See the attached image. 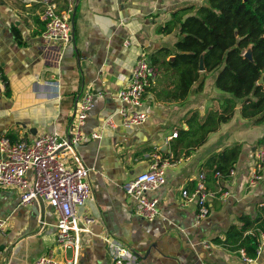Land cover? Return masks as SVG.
I'll return each instance as SVG.
<instances>
[{"label": "crops", "instance_id": "1", "mask_svg": "<svg viewBox=\"0 0 264 264\" xmlns=\"http://www.w3.org/2000/svg\"><path fill=\"white\" fill-rule=\"evenodd\" d=\"M47 2L59 10L74 9L73 40L65 47L43 37ZM203 2L0 0V134L12 142H33L42 132L65 135L81 96L95 93L83 128L85 139L77 145L91 168L92 188L85 204L77 207L79 225L89 228L81 234L79 264H111L105 235L132 250L130 264H264V250L247 262L238 251L213 241L238 222L237 214L250 210L262 197L264 179L255 186H249L248 180L256 157L249 150L264 134V124L244 118L238 123L237 107L230 121L221 123L194 148L173 136L188 128L190 112L198 110L204 117L220 109L226 94L215 87L216 74L203 73L185 101L167 99L164 91L171 86L157 74L143 98L149 114L146 122L126 127L118 112L121 76L132 72L140 55L148 57L162 46L173 47L178 38V31L158 33L157 25L168 21L174 9ZM17 30L22 45L16 40ZM94 131L100 137H93ZM235 143H242L243 154L222 185L228 194L211 199L210 214L197 223V206L184 204L182 189L192 190L206 159ZM154 162L167 164L166 183L148 193L159 198L160 212L148 221L135 213V200L123 184ZM34 175L33 169L32 179ZM0 219L5 220L0 264H33L49 251L72 258L71 248L56 246L58 214L48 203L44 208L39 202L24 205L19 188L0 187Z\"/></svg>", "mask_w": 264, "mask_h": 264}, {"label": "trees", "instance_id": "2", "mask_svg": "<svg viewBox=\"0 0 264 264\" xmlns=\"http://www.w3.org/2000/svg\"><path fill=\"white\" fill-rule=\"evenodd\" d=\"M156 31H178L173 47L162 46L148 56L157 74L171 86L164 91L167 99L185 101L203 73L216 74L215 87L226 94L220 109L210 110L204 117L198 110L190 112L188 128L179 130L178 142L188 148L204 143L221 123L234 117L237 107L244 119L264 124V83H258L264 77V0H204L201 4H187L174 9L171 18L157 25ZM15 35L22 45L20 31ZM248 48L253 59L244 55ZM201 58L205 72L200 70ZM203 84L204 80L200 88ZM255 144L264 151V134ZM252 147L249 153L256 156ZM242 154V143H235L209 156L201 170L207 188L217 190L224 185ZM236 219L238 222L231 223L223 237L217 236L213 241L239 253L244 249L249 257L257 258L259 238L264 234V192L250 210L241 211Z\"/></svg>", "mask_w": 264, "mask_h": 264}, {"label": "built area", "instance_id": "3", "mask_svg": "<svg viewBox=\"0 0 264 264\" xmlns=\"http://www.w3.org/2000/svg\"><path fill=\"white\" fill-rule=\"evenodd\" d=\"M73 8L59 10L53 2H47L43 11L46 28L43 37L57 39L65 47L73 40ZM129 41L125 44L129 45ZM157 75L156 68L147 55H140L129 75H122V87L118 91L121 102L119 113L123 125L131 127L147 121L149 114L144 110V95ZM95 93L85 92L77 103L65 135L42 132L33 142H12L10 137L0 134V187L16 186L21 190V203L24 205L39 202L38 195L51 205L58 214L56 246L60 250L71 248L70 259L58 257L49 251L40 255L33 264H79L81 234L89 231L79 225L77 207L85 204L91 194L90 167L83 161L78 143L85 139L84 126L94 107ZM111 122V120H110ZM175 132L173 136H177ZM93 137H100L97 132ZM257 157L264 159V151ZM166 163L154 162L148 170L141 171L134 178L124 182L123 189L135 200V213L151 221L159 215V198L148 193L166 183ZM29 169L35 170L32 181L26 176ZM262 168L252 173L249 186L257 185L263 179ZM234 171H231L233 174ZM219 175V174H218ZM228 193L222 188L208 189L205 175L201 174L196 186L191 190L182 189L184 204L195 203L197 206L196 222L201 223L210 214L209 201L224 197ZM40 203V202H39ZM87 221H89L87 219ZM5 220L0 219V231ZM111 254V264H130L132 250L121 240L103 236ZM264 250V234L259 238L257 257ZM242 258L247 262L255 259L241 249Z\"/></svg>", "mask_w": 264, "mask_h": 264}, {"label": "rangeland", "instance_id": "4", "mask_svg": "<svg viewBox=\"0 0 264 264\" xmlns=\"http://www.w3.org/2000/svg\"><path fill=\"white\" fill-rule=\"evenodd\" d=\"M49 41H52V42H59L60 40H57V39H53V40H49ZM61 42V41H60ZM240 114V111H239V109H238V114H237V118H238V123H243V121L240 119V118H243L242 116H241V114ZM249 123H252L251 121H248ZM260 150H262V149H259V150H256L255 152H256V157H255V164H254V167H253V169H252V173L253 172H255V171H258V169H259V167H261L262 168V170H261V173L263 174V179H264V160H262V159H260V158H258L257 157V153L260 151ZM26 176L28 177V179H29V181H32V169H29L28 170V172H27V174H26ZM263 179L261 180V183L263 182ZM6 213L4 214V218L6 217ZM3 233H4V231L3 230H1L0 231V241H5V240H3L2 238H4L5 236L3 235Z\"/></svg>", "mask_w": 264, "mask_h": 264}, {"label": "water", "instance_id": "5", "mask_svg": "<svg viewBox=\"0 0 264 264\" xmlns=\"http://www.w3.org/2000/svg\"><path fill=\"white\" fill-rule=\"evenodd\" d=\"M244 55H245V57H247L249 59H253V53H252V50L250 48L247 49V51L244 53ZM200 70L201 71L206 70L205 63H204V59L203 58H201V61H200ZM258 83L259 84L264 83V77L263 76L259 79ZM256 148H257V145H254L253 146V151L254 152L256 151ZM37 197H38L39 202L41 203V207L44 208L45 207L44 200L39 195Z\"/></svg>", "mask_w": 264, "mask_h": 264}]
</instances>
